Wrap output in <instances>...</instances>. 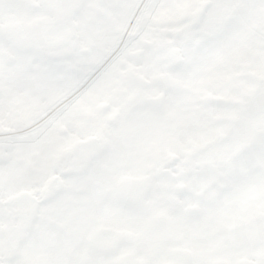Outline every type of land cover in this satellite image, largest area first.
I'll list each match as a JSON object with an SVG mask.
<instances>
[{"label":"snow or ice","instance_id":"6c2138e0","mask_svg":"<svg viewBox=\"0 0 264 264\" xmlns=\"http://www.w3.org/2000/svg\"><path fill=\"white\" fill-rule=\"evenodd\" d=\"M0 264H264V0H0Z\"/></svg>","mask_w":264,"mask_h":264}]
</instances>
